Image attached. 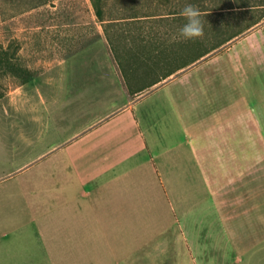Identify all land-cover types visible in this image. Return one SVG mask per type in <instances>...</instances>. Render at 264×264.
Masks as SVG:
<instances>
[{"label": "crops", "instance_id": "obj_1", "mask_svg": "<svg viewBox=\"0 0 264 264\" xmlns=\"http://www.w3.org/2000/svg\"><path fill=\"white\" fill-rule=\"evenodd\" d=\"M106 43L66 54L0 98V264H166L155 242L167 225L175 234L181 178L192 203L202 146L208 159L226 141L215 140V124L205 140L195 128L196 142L155 159L139 122L229 117L199 107L195 92L139 121L133 96L144 89H130Z\"/></svg>", "mask_w": 264, "mask_h": 264}, {"label": "rangeland", "instance_id": "obj_2", "mask_svg": "<svg viewBox=\"0 0 264 264\" xmlns=\"http://www.w3.org/2000/svg\"><path fill=\"white\" fill-rule=\"evenodd\" d=\"M187 3L204 21V35L191 40L179 36ZM101 8L100 22L91 0H0V53L14 52L36 74L92 41H107L130 89H144L133 96L139 121L143 111L157 120L166 99L173 110L174 96L188 100L195 92L199 107L228 115L230 122L192 127L139 122L155 159L196 142L195 128L205 140L215 124V140H226L213 145L208 159L204 143L197 194L192 203L185 197L189 178L183 176L175 234L167 225L155 244L166 250V264H264V117L253 122L264 115V0H102ZM15 85L0 68V92Z\"/></svg>", "mask_w": 264, "mask_h": 264}, {"label": "trees", "instance_id": "obj_3", "mask_svg": "<svg viewBox=\"0 0 264 264\" xmlns=\"http://www.w3.org/2000/svg\"><path fill=\"white\" fill-rule=\"evenodd\" d=\"M101 1L102 0H91L94 13L100 22L102 21ZM14 54V52L9 53V50H5L0 53V68L3 69V72L7 73L13 79L18 80L19 85H23L29 81L31 72L28 68L23 67L18 62H16ZM4 95V93L0 92V98H2Z\"/></svg>", "mask_w": 264, "mask_h": 264}, {"label": "clouds", "instance_id": "obj_4", "mask_svg": "<svg viewBox=\"0 0 264 264\" xmlns=\"http://www.w3.org/2000/svg\"><path fill=\"white\" fill-rule=\"evenodd\" d=\"M181 15L186 21L179 29L181 38L191 40L204 35V21L199 8L192 3H187L182 9Z\"/></svg>", "mask_w": 264, "mask_h": 264}]
</instances>
